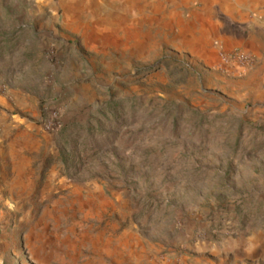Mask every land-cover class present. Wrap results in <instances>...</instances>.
<instances>
[{"label": "rangeland", "instance_id": "rangeland-1", "mask_svg": "<svg viewBox=\"0 0 264 264\" xmlns=\"http://www.w3.org/2000/svg\"><path fill=\"white\" fill-rule=\"evenodd\" d=\"M8 3L0 264H264V55L201 64L188 0Z\"/></svg>", "mask_w": 264, "mask_h": 264}, {"label": "crops", "instance_id": "crops-1", "mask_svg": "<svg viewBox=\"0 0 264 264\" xmlns=\"http://www.w3.org/2000/svg\"><path fill=\"white\" fill-rule=\"evenodd\" d=\"M0 0V46L16 44V3ZM189 9L199 17L196 28V55L204 66L214 65L232 71L225 54L232 50L253 54L258 62L264 55V0H188ZM225 16L219 19L212 16ZM202 16H204L202 18ZM21 23L17 24L20 27ZM14 33L5 34V32ZM227 67L231 68L228 69Z\"/></svg>", "mask_w": 264, "mask_h": 264}, {"label": "built area", "instance_id": "built-area-1", "mask_svg": "<svg viewBox=\"0 0 264 264\" xmlns=\"http://www.w3.org/2000/svg\"><path fill=\"white\" fill-rule=\"evenodd\" d=\"M225 61L236 63L239 67L245 68L253 63V58L247 52L234 50L225 55Z\"/></svg>", "mask_w": 264, "mask_h": 264}]
</instances>
